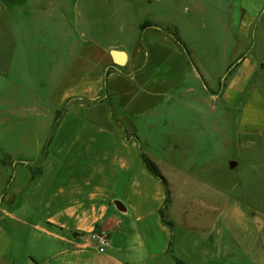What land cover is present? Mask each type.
<instances>
[{"label":"crops","instance_id":"1","mask_svg":"<svg viewBox=\"0 0 264 264\" xmlns=\"http://www.w3.org/2000/svg\"><path fill=\"white\" fill-rule=\"evenodd\" d=\"M72 2L0 0V135L10 136L0 141V264H178L174 258L182 264L216 262L219 241L213 227L198 241L183 238L162 245L151 236L129 239L121 233L128 211L144 222L149 199L158 206L165 198L160 180L140 157L131 125L134 118L166 102L170 111L178 98L195 97L208 108L200 114L216 115L207 120L215 145L225 142L226 107L235 113L227 126L229 140L235 139L239 148L254 144L264 132V0H241L243 17L232 14L237 37L231 33L229 41L225 33L217 36L227 62L215 80L223 79L236 58L237 40L251 47L237 54L242 53L220 96L193 93L208 81L206 72L197 73L175 44L149 37L140 65L138 41L129 53L113 43L78 40L63 9H58ZM111 49L127 53L123 66L113 63ZM247 86L253 88L238 106ZM210 99L220 103L210 104ZM65 104L42 159L55 111ZM172 146L177 151L179 144ZM28 147L39 151L40 160L30 158ZM206 159L204 166L210 168L223 167L231 159L233 168L245 162L232 154ZM37 166L40 171L32 175L30 167ZM246 179L251 176L242 177ZM205 208L218 222L225 215L218 200ZM27 209L39 220L29 221ZM243 215L250 219L247 212ZM157 220L165 224L160 215ZM27 228L46 236L52 246L35 249L30 240L20 239L18 232L26 234ZM93 230L107 233L109 244L96 246L89 237ZM263 242L260 249L254 247L256 241L247 245L258 264H264Z\"/></svg>","mask_w":264,"mask_h":264},{"label":"rangeland","instance_id":"2","mask_svg":"<svg viewBox=\"0 0 264 264\" xmlns=\"http://www.w3.org/2000/svg\"><path fill=\"white\" fill-rule=\"evenodd\" d=\"M72 1L71 4H65L58 9H63L69 26L77 33L75 36L78 40L100 44L113 43L122 46L129 53L138 41L141 46L140 65L146 60V39L149 37L166 44L174 43L167 30L151 26L140 31L139 24L146 19L157 25L175 28L191 50L194 65L200 70L204 69L207 75L208 81L201 82L193 93L221 95L227 78L226 72L223 79L215 80V77L227 62V56L222 55L221 46L216 45L218 41L221 42L217 36L221 38L225 33V38L229 41L233 40L232 34L237 37V32H234L232 27V14L235 11L243 17L245 8L241 0ZM74 3L75 5H72ZM235 43L236 58L230 63L229 74L238 65L237 59L242 53L237 54L241 50L248 52L251 48L247 42L240 39ZM217 47L220 48L219 52ZM134 70H137V67ZM251 88L253 87L247 86L238 106L243 103ZM34 89L39 91L40 87L35 86ZM43 89L41 87V93ZM217 102L210 99V104ZM206 109L208 108L205 101L195 97H180L170 109L171 113L166 102L133 119L131 127L137 134L139 152L146 154L156 164L173 193V203L171 202L165 211V218L174 221V226L170 228L163 223L158 224V209L161 205L157 206L151 198L147 204L150 213L144 220L146 224L138 222L136 215L128 211L121 233L129 239L151 236L159 241L158 245H162L163 242L174 239L192 238L198 241L213 227L219 241L220 257L216 262H213V259L210 264H258L248 251L247 245L256 241L254 247L260 249L264 240V132L251 146L239 148L235 139L229 140L227 126L233 123L235 113L226 107L225 142H219L217 146L211 141V128L208 124L209 120H215L216 115L206 118L204 114H200ZM8 137L10 136L0 135V141L4 142ZM175 142L179 144L177 151L173 150L172 146ZM27 154H31L30 158L34 161L40 156L35 147L27 149ZM231 154L236 157L240 155L245 162L235 168L230 166L231 162H235L234 159L227 161L223 167L204 166L206 158H221L222 155L224 157ZM43 157L41 154L40 158ZM248 175L251 176L250 181L242 180L243 176ZM159 183L163 191L164 186L161 181ZM217 200L219 204L223 202L225 207V215L219 222L216 214L212 216L205 208L206 203H215ZM253 208L256 209L255 214L252 213L255 212ZM244 211L250 219L244 217ZM26 215L29 221L39 220L37 214L28 209ZM29 229L27 228L26 234L22 230L18 232L20 239L30 240L35 249H38L39 245L52 246L46 236L34 230L29 232ZM210 259L212 260V257Z\"/></svg>","mask_w":264,"mask_h":264},{"label":"trees","instance_id":"3","mask_svg":"<svg viewBox=\"0 0 264 264\" xmlns=\"http://www.w3.org/2000/svg\"><path fill=\"white\" fill-rule=\"evenodd\" d=\"M151 26L159 28V29L167 30L169 32V35L172 38L173 43L184 53V55L188 58L189 62L194 66L197 73H199L198 68L194 65L193 60L191 58V50L187 47L186 43L183 42V40L180 38V36L178 35L177 30L175 28L171 29L168 26L157 25V24L151 22L150 20L145 19L139 24V29H140V31H143L147 27H151ZM230 72H231V66L229 65L227 67L225 76H227ZM201 78H202V76H201ZM66 102H69V100ZM66 104L64 106H62L61 108L56 109V111H55V116H54V120H53V123L51 126V130H50L49 136L47 137L45 145H44L43 150H42L43 156H46V154L48 152V147H49L51 138L53 136V133L55 131V128L58 125V122L61 119L63 113L66 111ZM140 157H141L145 167L147 168V170L150 171L156 178H158L164 186L165 198H164V201H163L161 207L158 210V213L160 215L162 222H164L165 224L172 227L173 222L171 220H167L165 218V214H166L165 211L168 209L169 204L172 202V197H171L168 182L163 177V175L159 171L156 164L146 154H144L143 152H140ZM30 170H31L32 175L36 174L38 171H40V166H37L35 168L30 167ZM174 259L177 261L178 264H182V262L178 261L176 258H174Z\"/></svg>","mask_w":264,"mask_h":264},{"label":"water","instance_id":"4","mask_svg":"<svg viewBox=\"0 0 264 264\" xmlns=\"http://www.w3.org/2000/svg\"><path fill=\"white\" fill-rule=\"evenodd\" d=\"M110 57L114 64L118 66H123L127 61V53L124 50L111 49L109 51ZM231 166L234 165V162L230 163ZM118 209L124 210L122 204L119 201H114Z\"/></svg>","mask_w":264,"mask_h":264},{"label":"built area","instance_id":"5","mask_svg":"<svg viewBox=\"0 0 264 264\" xmlns=\"http://www.w3.org/2000/svg\"><path fill=\"white\" fill-rule=\"evenodd\" d=\"M89 237L98 247H103L109 244V235L102 230H93Z\"/></svg>","mask_w":264,"mask_h":264}]
</instances>
